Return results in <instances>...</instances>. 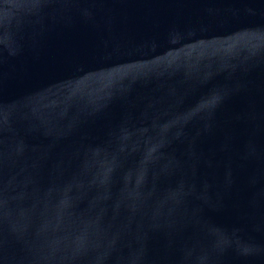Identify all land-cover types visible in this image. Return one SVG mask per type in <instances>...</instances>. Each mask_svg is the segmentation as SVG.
<instances>
[{
  "label": "water",
  "instance_id": "water-1",
  "mask_svg": "<svg viewBox=\"0 0 264 264\" xmlns=\"http://www.w3.org/2000/svg\"><path fill=\"white\" fill-rule=\"evenodd\" d=\"M0 264H264V0H0Z\"/></svg>",
  "mask_w": 264,
  "mask_h": 264
}]
</instances>
